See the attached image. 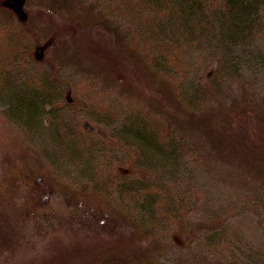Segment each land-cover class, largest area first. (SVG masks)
I'll return each mask as SVG.
<instances>
[{
    "label": "trees",
    "instance_id": "1",
    "mask_svg": "<svg viewBox=\"0 0 264 264\" xmlns=\"http://www.w3.org/2000/svg\"><path fill=\"white\" fill-rule=\"evenodd\" d=\"M109 7L128 18L124 46L187 109L201 112L221 103L226 89L248 83L252 64L254 71H264L259 42L264 0H119ZM1 21L0 16V152L14 146L19 158L26 155L1 187L7 182L21 187L26 201L13 204L28 215L44 216L48 188L60 191L77 207L96 208L91 219L107 212L109 229L117 233L97 250L77 244L60 253L55 264H264V248L243 251L217 210L205 209L200 222L190 219L187 195L173 188L170 175L176 171L168 169L170 164L179 168L197 144L143 108L121 122L123 112L114 106L89 104L78 84L68 85L44 69L49 43ZM200 46L217 50L219 57L210 77L188 82L179 73L177 51ZM8 57L14 74L3 67ZM7 121L15 124L8 133ZM85 121L109 132L88 129ZM129 146L135 153L127 162L111 155ZM122 224L127 231L119 229ZM172 248L184 252L170 256Z\"/></svg>",
    "mask_w": 264,
    "mask_h": 264
},
{
    "label": "rangeland",
    "instance_id": "2",
    "mask_svg": "<svg viewBox=\"0 0 264 264\" xmlns=\"http://www.w3.org/2000/svg\"><path fill=\"white\" fill-rule=\"evenodd\" d=\"M115 1L0 0V16L3 25H17L49 43L44 69L68 85L78 84L89 104L114 106L116 113L123 112L121 122H129L143 108L157 120H169L173 129L188 136L197 144L195 150L186 152L179 168L170 164L166 169L176 171L170 175L172 185L187 195L190 219L200 222L205 209L217 210L229 224V237L235 236L243 251L264 248V71H254L257 65L252 64L248 83L226 89L221 103L201 112L187 109L124 46L128 18L121 17L120 9L110 11L109 6L119 2ZM18 12L25 16V25L19 22ZM259 42L264 46L263 38ZM184 48L188 47L177 53L179 73L185 80L210 77L219 52L207 46ZM9 62L10 57L3 67L14 74L15 65ZM123 94L132 100H124ZM84 125L109 132L92 121ZM14 126L11 121L3 123L6 133ZM134 150L129 146L111 155L125 163ZM16 152L14 146L0 152V264H55L60 253L77 244L97 250L117 235L109 229L107 212L91 219L96 208L89 204L77 207L70 195L49 188L44 216L15 210L13 203L22 205L26 197L18 184L7 182L1 187V181L11 169L25 164L26 155L19 158ZM119 226L127 231L125 225ZM170 250V256L184 252Z\"/></svg>",
    "mask_w": 264,
    "mask_h": 264
}]
</instances>
